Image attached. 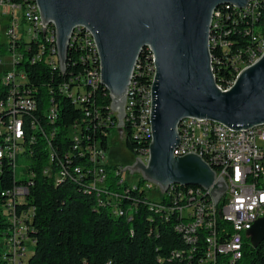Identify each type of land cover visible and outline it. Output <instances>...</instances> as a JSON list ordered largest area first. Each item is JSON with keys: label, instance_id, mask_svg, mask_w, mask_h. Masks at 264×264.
Masks as SVG:
<instances>
[{"label": "built area", "instance_id": "2783aa9c", "mask_svg": "<svg viewBox=\"0 0 264 264\" xmlns=\"http://www.w3.org/2000/svg\"><path fill=\"white\" fill-rule=\"evenodd\" d=\"M37 0H0V26L4 23L6 45L1 44L0 36V169L11 170L13 186L5 191L3 203L4 229L6 237L4 253L0 254V264H29L34 253L35 239L33 219L35 208L30 205L29 195L34 185L36 172L32 169L30 185H23L24 165L30 163L25 159L11 161V152L17 148L32 151L37 142L35 132L45 139L48 150V177L55 184L75 181L83 184L85 191L89 186H99V204L112 207L113 213L119 214L120 198H126L130 187L126 185L124 168L115 170V184L121 189L109 190V179L105 171L106 152L103 151L101 134L111 137L130 138L140 146L135 153L141 158L146 156V141L151 131L152 84L156 68H150V59L144 53L140 66L135 67L130 84V99L124 105V125H119L118 110L100 104L99 97H105L106 91L101 83V66L93 49V34L85 26H78L75 35V66L82 68L64 72L58 93L67 96L74 107L81 111V117L66 127L62 137L70 145L60 151L59 131L56 123L59 118V104L52 96L46 107L47 122L51 129L37 120L39 101L30 87L29 77L24 70L25 60L35 64L41 60L52 67L53 47L48 41L53 23L43 25ZM264 0H248L246 7L236 6V14L227 13V9L215 17V36H211L213 51L221 48L223 55H215L212 68L215 77H219L225 86L237 76V71L248 67V61H257V52L264 50V29L261 26H248L242 33L251 39L240 47L230 41L240 19H251L253 25L261 16V5ZM21 12V16H17ZM2 19V20H1ZM27 23L28 38L18 34L21 25ZM36 50L32 52V50ZM232 69V76L221 75L220 68ZM122 129V131H120ZM32 134L29 135L28 131ZM34 132V133H33ZM181 139V150L176 155H186L190 149L203 150L209 159L215 161L220 177L223 176L228 188L219 203H208L206 197L197 192H185L177 189L175 193L162 192L155 184L145 181V204L161 213L166 219L177 216L181 221L176 229L184 242L194 240V247H187L172 253L170 261L180 259L189 264H219L220 261H239L244 256L246 231L264 215V124L246 130H220L214 127L210 119L186 118V125H178ZM124 170V171H122ZM218 177V178H220ZM86 179L88 180L86 182ZM129 182V181H128ZM133 188L138 183L130 182ZM159 188L160 198L149 195ZM94 194V193H93ZM129 206V221L134 217L132 206ZM202 234V235H201ZM200 236L210 237V247L201 248ZM32 249V252L31 250ZM198 261L194 262V258ZM28 258V259H27ZM163 262L162 258H159ZM111 264V261L108 262Z\"/></svg>", "mask_w": 264, "mask_h": 264}, {"label": "water", "instance_id": "95a60500", "mask_svg": "<svg viewBox=\"0 0 264 264\" xmlns=\"http://www.w3.org/2000/svg\"><path fill=\"white\" fill-rule=\"evenodd\" d=\"M43 25L56 27L61 70L77 26L93 34L101 60V83L111 93V108L124 105L136 62L145 47L154 55L150 157L124 170L141 171L143 180L165 192L172 184L210 189L215 204L228 185L194 152L176 155L178 125L187 117L210 119L233 130L264 124V54L242 70L228 90L218 87L209 44L217 7H246L248 0H37ZM122 131V129L120 130ZM122 170V171H124ZM250 244L264 241V215L246 231Z\"/></svg>", "mask_w": 264, "mask_h": 264}, {"label": "trees", "instance_id": "16d2710c", "mask_svg": "<svg viewBox=\"0 0 264 264\" xmlns=\"http://www.w3.org/2000/svg\"><path fill=\"white\" fill-rule=\"evenodd\" d=\"M219 9L221 12L227 9V13L236 14V8L232 6L224 5ZM261 12V16L254 25L251 19H240V23L235 28L237 33L230 36V41L236 40L235 43H238L240 47H245L244 45L251 39V36L242 33L246 27L261 26L264 29V1L261 5ZM211 36H215V29ZM35 51L32 50V52ZM211 52L214 62L215 55L218 57L223 55L221 48L214 51L212 48ZM144 53H147L150 68H152L149 49L143 50L137 66L139 67L141 60L144 59ZM23 66L29 77L32 93L39 101L37 120L41 121L47 129L51 128L47 122L48 112L45 109L50 104L52 96H56L55 100L59 104L56 129L60 134L59 139L62 140L59 144L60 151L63 152L70 145L69 140H64L62 137L66 127L81 117V111L74 107L72 101L67 96L58 93L61 82L69 75L62 74L82 68L80 65L75 66V48L72 47L69 51L65 71L61 70L59 63H52L51 67L45 63V60L35 64L25 60ZM218 72L226 77L233 75L232 69L229 68H220ZM216 78L219 85L225 86L219 77ZM105 91V97L98 96V102L108 105L112 99L106 88ZM31 132V130L28 131L29 135L32 134ZM35 134L37 142L31 146L33 156L32 151L17 148V153L23 151L18 155L17 161L20 158L30 163L24 165L23 185H30L32 169L36 172L34 185L29 195L30 205L35 208L34 231L31 232L35 239V249L29 264H108L110 261L111 264H189L188 260L181 262L179 258L170 261L173 252L194 247V244L193 246L188 244L187 240L185 243L180 229H176L181 219L175 215L166 219L161 213H156L154 209L145 204L144 180L138 183V188H133L127 180V183L122 186L128 185L130 192L126 198H120L119 210L129 211L131 204L134 202L138 204L132 206L134 217L129 221L128 212L126 217L120 216L113 213L112 207L107 204H99V196L96 194L99 191L93 190L92 186H89V191H85L86 189L80 182L65 181L62 184H55L53 179L48 177L47 143L40 133L35 132ZM101 141L103 151H107L110 137L101 134ZM149 144L150 141H146V149ZM127 145L134 153L140 146L130 138L127 140ZM104 167L109 179L108 189H121L114 182L115 170L120 166L112 168L105 165ZM5 168L0 169V232L4 229L2 211L5 196L3 193L14 183L11 170L7 166ZM180 188L185 189V192H198L201 189L198 186H181ZM202 197H206L208 203H212L209 196L202 194ZM206 238L208 239V236L200 237L201 248L208 247ZM159 258H162L163 262H160ZM197 261L198 257H195L194 262ZM219 264H264V241L255 248L250 244L249 237H246L243 258L236 263L221 260Z\"/></svg>", "mask_w": 264, "mask_h": 264}, {"label": "bare ground", "instance_id": "6f19581e", "mask_svg": "<svg viewBox=\"0 0 264 264\" xmlns=\"http://www.w3.org/2000/svg\"><path fill=\"white\" fill-rule=\"evenodd\" d=\"M224 5H226V6H232V7H235L236 8V6L235 5H232V4H223V5H220L219 7H217L216 9H215V11H214V14H213V20H212V24L211 25H214L215 24V17H217L218 15H220L221 14V10L219 9L221 6H224ZM36 8H39V6H38V3H37V1H36ZM215 29V26H211V30H210V39H209V44H210V46H211V35H212V32H213V30ZM77 32H78V26L74 29V31H73V33H72V35H71V37H70V41H69V50H68V54H67V59H68V55H69V51H70V49L72 48V47H74L75 48V35H77ZM48 41H50V44H51V47H53V57H54V60L52 61V63L53 64H55V63H59L60 64V61H59V55H58V48H57V39H56V27L55 26H53V29H51V32L50 33H48ZM93 49H95V51H96V56H98V58H99V63H100V66H101V60H100V55H99V51H98V48H97V45H96V42H95V39H94V36H93ZM144 49H149L150 50V48L149 47H145ZM143 49V50H144ZM211 50H212V48H211ZM143 52V51H142ZM150 52H151V60H152V63H153V67L152 68H156V66H155V63H154V55H153V53H152V51L150 50ZM142 54V53H141ZM141 54H140V56H141ZM211 54H212V52H211ZM264 54V50H263V52H257V59H259V58H261V56ZM140 56H139V58H138V60H137V62H136V65H135V67H138L137 66V64H138V62H139V59H140ZM67 59H66V64L65 65H67ZM212 62H214V60H213V56H212ZM255 63V61H248V66H250V65H252V64H254ZM60 68H61V66H60ZM65 68H66V66H65ZM240 72L241 71H237V76L234 78V80L233 81H231V86H221V85H219V83L217 82V85H218V87L220 88V89H222V90H228V89H230L233 85H234V83H235V81H236V79H237V77L239 76V74H240ZM215 79H217L216 77H215ZM217 81V80H216ZM104 86V85H103ZM105 88H106V90L107 91H109L108 89H107V87L106 86H104ZM109 93H110V91H109ZM110 95H111V93H110ZM112 96V95H111ZM125 96H126V99H130V87H128V90H127V92H126V94H125ZM111 99H112V97H111ZM179 125H186V118L185 119H183V120H181L180 121V123H179ZM214 127H219L220 128V130H228V126H226V125H224V124H222V123H220V122H217V121H214ZM152 131H150V136H148V140L150 141V143H151V141H152ZM179 150H181V142H180V144L176 147V149H175V151H179ZM194 152V153H196V154H198L199 156H201L206 162H208L215 170H216V173H217V177H220V170H218V167H217V164H215V161H212L211 159H209V156H208V153H206V152H203V150H197V149H190V152ZM23 153V151L21 150V151H19V153H17V152H11V161H17V159H18V155H20V154H22ZM146 156H150V144H149V147L146 149ZM181 186H185V185H180V184H172L168 189H167V193H175V191L177 190V189H181L180 187ZM186 186H196V185H186ZM198 187H200V186H198ZM92 188H93V190H98L99 191V186H92ZM201 189L197 192V194H200V196H202V194H204L205 196H209L210 198H211V201H212V203H215L214 202V199H213V197H212V195H211V193H210V189H204L203 187H200ZM122 208V207H121ZM123 209V208H122ZM129 213V211H126V209H125V211H123V210H119V215L120 216H124V217H126L125 215H127L128 213ZM201 237V236H200ZM207 237V236H206ZM207 239V238H206ZM189 243L188 244H190V245H192L193 246V244H194V240H187ZM207 245H208V247H210V237L208 236V239H207ZM237 261H231V263H236Z\"/></svg>", "mask_w": 264, "mask_h": 264}, {"label": "rangeland", "instance_id": "374dc122", "mask_svg": "<svg viewBox=\"0 0 264 264\" xmlns=\"http://www.w3.org/2000/svg\"><path fill=\"white\" fill-rule=\"evenodd\" d=\"M21 12H18L17 16H21ZM2 20V19H1ZM27 32V23L21 25L18 30V34L21 35L23 39L28 38ZM0 36H1V44L6 45V30L4 23L0 26ZM137 158H141L138 153H134L129 146L127 145L126 138L119 137L118 133H114L110 137L109 147L106 152L105 162L107 165L112 168L115 166H122L126 168L127 166H133L136 162ZM144 163H148V160L141 158ZM131 170H125L123 175L124 178L132 183H141L143 180V174L140 171H134L130 173ZM145 182V181H144ZM159 188L155 187V190L149 192V195L155 198H160ZM6 241L5 235L0 232V254L4 253V242ZM32 252V249H30ZM28 259V258H27ZM23 264H28L26 259Z\"/></svg>", "mask_w": 264, "mask_h": 264}]
</instances>
